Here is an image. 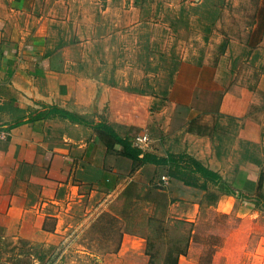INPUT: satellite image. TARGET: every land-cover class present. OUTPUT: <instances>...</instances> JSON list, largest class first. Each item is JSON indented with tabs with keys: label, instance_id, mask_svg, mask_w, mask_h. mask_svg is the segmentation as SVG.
Returning <instances> with one entry per match:
<instances>
[{
	"label": "rangeland",
	"instance_id": "374dc122",
	"mask_svg": "<svg viewBox=\"0 0 264 264\" xmlns=\"http://www.w3.org/2000/svg\"><path fill=\"white\" fill-rule=\"evenodd\" d=\"M38 12L54 20L48 43L78 76L145 91L147 122L120 134L132 144L142 130L150 137L142 149L158 155H189L195 144L231 183L250 154L264 174L263 143L237 141V121L216 110L226 92H255L264 74V0H45ZM250 113L264 130V98ZM99 140L95 159H118V147ZM123 165V176L90 180L82 196L49 208L58 221L45 228L60 223L57 245L0 232V264H264L256 183L243 190L252 198H220L209 183L193 200H178L162 183L165 168ZM123 232L135 242L122 245Z\"/></svg>",
	"mask_w": 264,
	"mask_h": 264
},
{
	"label": "crops",
	"instance_id": "0c3cea01",
	"mask_svg": "<svg viewBox=\"0 0 264 264\" xmlns=\"http://www.w3.org/2000/svg\"><path fill=\"white\" fill-rule=\"evenodd\" d=\"M44 1L0 0V128L8 131L0 139V232L57 245L62 242L58 235L60 223H54L52 229L45 228L49 218L58 221V214L49 208L73 195L82 196L80 188L90 180L123 176L122 164L130 160L122 155L117 159L110 153L95 159L100 140L93 125L104 121L119 135L124 134L131 127L145 125L147 103L143 90L132 92L114 82L104 84L74 73L60 49L48 43L54 20L39 14L38 7ZM260 98H264V74L257 81L255 92L241 88L239 93L226 92L216 110L237 121V141L263 143L260 157L264 159L262 123L250 113V107L258 104ZM50 106L78 115L89 124L59 116L31 119ZM139 133L147 134L143 130ZM188 135L197 141H210L204 134ZM193 146L196 145L187 148V154L221 175V170L206 162L205 148L198 150ZM234 153L240 156V151ZM259 161L250 154L241 158L234 170L233 185L237 189L244 190L249 183L257 182ZM167 184L173 199L193 200L200 193L199 188L174 178H169ZM110 186L107 189H114L113 184ZM220 198L228 196L222 194ZM132 237L123 232L122 245L126 240L135 242Z\"/></svg>",
	"mask_w": 264,
	"mask_h": 264
},
{
	"label": "trees",
	"instance_id": "16d2710c",
	"mask_svg": "<svg viewBox=\"0 0 264 264\" xmlns=\"http://www.w3.org/2000/svg\"><path fill=\"white\" fill-rule=\"evenodd\" d=\"M59 116L60 118L68 119L72 122L89 124L86 120L75 115L67 110L50 106L47 111L36 113L31 119L41 117ZM98 131V135L107 146L113 145L119 148L122 156L130 159L138 166L152 164L154 166L163 167L166 169V176L180 180L187 186H192L205 190L209 183H214L221 194L231 195L239 199L252 198L250 194L243 190L237 189L233 183L223 178L218 172L206 167L199 160L192 156L184 154L167 153L166 155H158L156 153L145 151L138 147L127 138L119 135L109 124L100 121L93 125ZM263 173L260 172L256 182L258 194L252 198L255 208L264 209V187L262 184ZM181 252H179L180 254Z\"/></svg>",
	"mask_w": 264,
	"mask_h": 264
},
{
	"label": "built area",
	"instance_id": "2783aa9c",
	"mask_svg": "<svg viewBox=\"0 0 264 264\" xmlns=\"http://www.w3.org/2000/svg\"><path fill=\"white\" fill-rule=\"evenodd\" d=\"M7 133H8V131L6 129L0 128V139L5 138L7 136ZM135 139H136V142L138 143L139 147H142L141 144L148 145L150 142V137L146 133H139ZM136 142H135V144H136ZM168 179L169 178L167 176H164V175L162 176V183L164 186L167 185Z\"/></svg>",
	"mask_w": 264,
	"mask_h": 264
}]
</instances>
